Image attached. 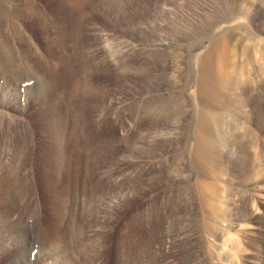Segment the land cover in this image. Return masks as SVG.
<instances>
[{
	"label": "rangeland",
	"instance_id": "obj_1",
	"mask_svg": "<svg viewBox=\"0 0 264 264\" xmlns=\"http://www.w3.org/2000/svg\"><path fill=\"white\" fill-rule=\"evenodd\" d=\"M218 40L238 102L198 161V81ZM63 130L79 146L68 172L52 170ZM74 260L264 264V0H0V264Z\"/></svg>",
	"mask_w": 264,
	"mask_h": 264
},
{
	"label": "bare ground",
	"instance_id": "obj_2",
	"mask_svg": "<svg viewBox=\"0 0 264 264\" xmlns=\"http://www.w3.org/2000/svg\"><path fill=\"white\" fill-rule=\"evenodd\" d=\"M80 1L81 0H79V2ZM77 4H79V6L82 5V4L80 5V3H77ZM48 14L49 13H47V12L42 13L43 16L50 17V15H48ZM50 20H51V18H50ZM53 20L54 19H52V21ZM74 22H76V21H74ZM73 34H74V32H73ZM64 35H65V33L60 32L61 37H64ZM229 37H231V35H229ZM227 50H228V44L226 43V41L225 40H221V41L218 40L213 44L212 48L210 50H208V52H206L207 54H205V58L203 57L204 61H203V65L201 68V77L198 81V91H199V95L201 96L202 101H203L201 115H200V118H199V121L197 124V146H196L197 151H196L195 157L197 158L198 161H204V160L212 161L215 157L214 152L218 147L217 133H221V131H222V125L221 124L223 123V121L225 119V114H226L224 112H220V111L218 112L217 110H219V109H233L234 107L237 106L236 102H238V101L236 99H234L232 97V95H230V93L225 91V88L229 84L233 83V77L226 75L222 70H220V68H216V66H215L216 64L217 65L221 64L225 60V55H226ZM240 84L241 83H239V85ZM67 89L69 91L68 93H69V98L71 99L70 100L71 104L73 103L71 108L75 112V114H74V126L73 127L75 129L79 128L81 130L80 132L83 133V131L86 127V122H85L86 117L83 116V113L81 112L82 107H81V109L79 108V106H80L79 103L81 100H84L83 96L87 91L86 86L81 79H77V80L71 82V84L69 85V87ZM68 93H67V95H68ZM67 98H68V96H67ZM178 102H180V101H178ZM74 103L77 104V107L75 106ZM67 104H68V102H67ZM179 109H180V106L177 103L173 102L167 108H160L159 105L156 106L154 108V112H157L158 114L155 113L157 115H161V116L165 115L167 117L168 116L172 117L179 111ZM70 113H71V111H70ZM61 124H62V126H65V120H64V122L61 121ZM72 133L73 134L68 135V133L63 130L59 136V139H58L61 141V144H62L61 147L58 148L57 146L52 145L53 147L51 148V150H52V153H51L52 157L51 158L54 161L53 165H52V167H53L52 170H59L60 172L66 170L68 172V170H70L71 167H73V166H75L76 168L79 167V164H80L79 163V157L75 155L79 151V146H78V144L75 145V143H74L76 132L73 130ZM57 150H58L57 154L59 156L55 161L54 160L55 158L53 156L56 155L55 152H57ZM50 171H51V169H50ZM57 177H58V175H57ZM167 204H168V200H166V201L163 200L162 203H160L158 205L156 210L149 212V214L147 213L149 215L150 219H153L154 215L157 212H160V211L162 212V210H163V212H165ZM72 264H79V263L74 260V262H72Z\"/></svg>",
	"mask_w": 264,
	"mask_h": 264
}]
</instances>
